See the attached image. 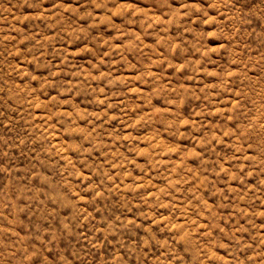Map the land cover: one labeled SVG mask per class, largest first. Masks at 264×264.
Here are the masks:
<instances>
[{"label": "rangeland", "instance_id": "rangeland-1", "mask_svg": "<svg viewBox=\"0 0 264 264\" xmlns=\"http://www.w3.org/2000/svg\"><path fill=\"white\" fill-rule=\"evenodd\" d=\"M59 3L70 7L67 11H63L57 7ZM134 3L138 8H146L154 17L163 19L157 20L149 27L151 20L145 21L143 15L115 16L111 20L93 23L89 29L88 40L75 39L72 36L64 39L67 34L61 32V35L57 36L45 50L37 45L40 36L68 26L86 27L92 21V17L84 13L95 9L96 12L103 14L104 9H96L92 0H0V241L8 243L9 246L13 244L17 246L16 256L10 258L9 264L12 260H19L22 264H111V257L118 249L124 252L128 264H158L156 257L166 250L161 247L160 242L165 238L171 239V233L166 230L161 231L160 226H154L151 232L147 231L144 225L150 221L141 216L147 205L126 206L130 202L125 201L124 193H109L100 200H90L88 207L95 217L91 219L82 218L60 188L63 179L61 173L66 166L78 165L79 168L93 170V161L99 164L100 160L105 159L99 151L95 156L83 155V147H87L83 142L88 137L84 131H76V129L94 127L89 123L88 117L81 116L77 124H70L63 117L52 120L48 116L61 105H63L62 110L66 109L69 112L74 105L87 107L93 111L100 107L92 101L87 91L76 95L68 92L58 97V93L63 92L67 87L63 81L70 78L68 71L73 65L91 66L97 61L98 53H103L99 47H96L95 51H80L82 45L111 39L129 28L143 33L145 39L152 42L158 39L159 33L182 42L181 47L173 49H169L167 45H158L163 57L167 59L156 67L170 84L199 87L203 83H217L223 79L224 74L239 70L246 72L247 75L243 78L232 77V84L244 88L253 83V69L256 80L264 82V0H134ZM186 5L188 7H185ZM45 7L50 9L49 16L52 12L63 11V19L60 16L53 20L40 18ZM177 9L187 15L165 23L164 21ZM57 21L60 22L58 26H50L57 25ZM5 37L11 38L5 39ZM121 42L122 39L117 40V43ZM14 49L18 51L14 52ZM42 51H46V54L39 56ZM156 54L160 55V53ZM31 57L39 58L36 60ZM65 58H67L66 63L63 62ZM134 58L140 62L141 67L143 61L147 59L138 55ZM238 61H243L248 67L244 68ZM177 62H183L185 65L183 71L177 70L175 67ZM197 63L210 69L208 73H201L199 79L194 78ZM57 65L64 71L58 77L50 76ZM17 66H22L21 71L26 69L33 75L21 79L18 74H10V67ZM45 78L55 79L57 83L45 86ZM9 80H16L20 84L30 83L31 87L36 89L31 94V98L35 100L34 107L25 103L27 93L14 100L8 99L7 81ZM143 87L147 89L150 85L144 84ZM41 101L44 102L43 105ZM129 101L136 102V97H129ZM152 102L155 106H165L167 96L163 94L155 96ZM206 102L203 94L200 98L189 96L182 101L178 111L185 117L192 118L197 109ZM33 115L36 116L35 120H31ZM245 115L238 114V121L242 122ZM171 116V113L162 112L144 128L136 130L137 135H146L152 129H158L167 138L170 146L181 142L190 144L189 137H180L174 134L173 129L168 128ZM58 122L59 127L53 129L58 146L49 149L48 145L52 141L42 139L41 130L34 129L32 125L35 123L47 126ZM109 127L123 128L124 125L113 119ZM60 141L64 143L61 144ZM122 143L125 145L124 151L129 156L135 157L136 153L129 151L130 142L125 140ZM165 151L174 152L176 149L170 147ZM60 152L69 154L72 159L61 158L57 155ZM97 157L99 159H96ZM84 160L88 161L87 165L84 164ZM139 163L154 167L146 154L141 156ZM180 163L182 162L177 161V164ZM192 163L199 166V160H193ZM132 167L138 178L145 177V172L140 166ZM113 170H116L115 167ZM77 174L79 175V170ZM156 175V182H165L162 179V169H157ZM261 176H264V173L246 178L243 183L234 180L232 186L238 187L241 192L233 195H243L250 185L259 186L262 182ZM96 180L102 182L103 176L98 174ZM255 194L256 190L253 189L250 195ZM129 195L139 198L142 192L129 193ZM205 195H209L213 201H206L208 209H213L214 202L218 203L221 199L207 192ZM164 203L168 202L164 201ZM246 206L256 208L260 206V202L256 201ZM161 211L167 212L168 209ZM223 211L228 213L232 209L227 208ZM213 215H223V213L217 214L214 211ZM200 217L204 219L196 215L185 216L184 224L191 222L197 225L194 228H186V236L190 232L194 233L206 228L212 219L204 211L200 212ZM130 218L135 219L133 222H128ZM247 219H242L240 224L246 223ZM223 223L219 219L212 220L213 227L217 224L224 227ZM257 223H264V218L258 219ZM226 226L232 227V225ZM172 227H177V224L173 223ZM248 228L251 231L238 235L253 240L254 244L257 243L258 241L252 236L256 231L255 226L248 224ZM217 234L227 239L226 234L220 233L219 229ZM145 238L150 241L147 246H145ZM228 243L235 247L237 252L234 253L231 248L223 246L216 249L227 258L224 264H230L237 255L245 257L250 252L258 250L251 247L240 249L232 240H228ZM129 246L135 247L137 251H131ZM190 246L187 240L181 241L178 245L181 251ZM0 250L4 249L0 247ZM25 250L31 253L26 261ZM184 255L191 259V253L184 251ZM210 264H220V262L214 259Z\"/></svg>", "mask_w": 264, "mask_h": 264}, {"label": "clouds", "instance_id": "clouds-1", "mask_svg": "<svg viewBox=\"0 0 264 264\" xmlns=\"http://www.w3.org/2000/svg\"><path fill=\"white\" fill-rule=\"evenodd\" d=\"M96 9H104L100 14L91 9L84 15L92 17V21L84 27L68 26L50 34L40 36L37 45L47 50L48 45L53 43L61 32L66 33L63 38L72 36L75 39H89V29L93 23L111 20L115 16L130 14L132 17L143 15L145 21L151 20L149 27L157 20L163 19L154 17L146 8H138L134 0H92ZM58 8L63 11L69 9V5L59 3ZM185 7H188L186 5ZM45 7L41 14L42 19L53 20L60 16L63 19V11L52 12ZM73 11H76L73 9ZM182 15L179 9L167 18L164 22L178 20ZM99 17V18H98ZM50 25L56 27L59 25ZM155 42L145 39L144 34L132 28L121 31L116 37L105 39L95 43L82 45L80 51L93 50L99 47L103 50L98 53L97 61L91 66L75 65L68 71L69 79L63 81L67 87L63 92L58 93L62 97L68 92L76 95L79 92L87 91L92 101L99 105L93 111L87 107L81 108L73 106L71 112L63 109V105L54 109L48 116L52 120L63 117L70 124H77L81 116L89 118V123L94 125L90 129H79L84 131L87 139L83 144V155L95 156L99 151L105 159L99 164L93 161L94 169L66 166L61 173L62 182L60 188L65 194V198L70 204L75 206L82 218H91L92 212L88 207L90 200H100L109 193H124L125 201L130 202L126 206L147 208L141 212V216L150 221L144 225L147 231L151 232L154 226H160L161 231L171 233V239L165 238L161 247L166 250L156 257L158 264H210L214 259L224 264L227 259L216 249L218 247H229L232 252L237 249L228 243V240L235 241L240 249L255 248L245 257L233 259L230 264H264V223H257V220L264 218V176H261L259 186L253 184L243 195H233L241 192V189L234 187L233 181L239 180L241 183L246 178H251L258 173H264V82L256 80L255 69L252 70L253 83L241 88L232 84V77H245L244 71H230L224 74L221 81L217 83H203L199 87L191 85H173L166 81L157 65L164 63L166 57L160 52L158 45H167L169 49L181 47V41L159 33ZM11 37H5L10 39ZM94 39V38H93ZM118 39L123 42L117 43ZM18 49H14V52ZM156 53H160L157 55ZM46 51L39 53L44 56ZM146 57L143 67L134 56ZM39 57H31L38 60ZM64 63L67 62L65 58ZM244 68L248 66L243 61H238ZM178 71H183V62L175 65ZM22 66L10 67V74H18L21 79L24 76L33 75L26 69L21 71ZM64 71L59 65L49 74L58 77ZM196 77L199 79L201 73H208V67H202L201 63L195 65ZM9 84L8 99H17L27 93L25 103L35 106V100L31 98L32 88L30 83L20 84L16 80L7 81ZM55 79L45 78L44 84L55 85ZM144 84H149V88H144ZM119 88V91L116 89ZM167 96L165 106H155L152 98L159 95ZM207 101L201 108L197 109L192 118L185 117L178 111L182 101L189 96H196ZM135 96L136 102H130L129 97ZM144 101V103H140ZM44 102L41 101V105ZM138 109L140 111H138ZM162 112L171 113V120L168 128L173 129L174 134L190 138L191 143H177L169 145L167 138L158 129H152L146 135H137L136 130L144 128L149 121L158 118ZM115 113V116H113ZM238 114H246L245 119L238 121ZM33 115L31 120H35ZM116 119L124 125L123 128L109 127L112 120ZM47 120V117H46ZM97 121L99 123L97 124ZM62 122V121H61ZM34 129L39 128L40 137L44 140L52 141L49 149H55L56 134L53 129L59 127L56 124H33ZM101 129L103 131H101ZM128 140L131 147L129 151L136 153L131 157L124 151L123 141ZM139 142L138 144L136 142ZM60 143H64L60 141ZM67 145H65L66 147ZM175 148L176 151H165L167 148ZM231 149V152L227 150ZM149 157V162L154 167L141 164L142 155ZM63 159L71 160V156L64 152L57 153ZM96 159H99L97 157ZM199 160V166L192 163ZM177 161L182 163L177 164ZM88 161L84 160L87 165ZM133 165L140 166L145 177H137L133 170ZM115 167V171L113 170ZM162 169V179L164 183H158L156 170ZM79 170V175L77 174ZM103 176L102 182H97V175ZM151 181V183H149ZM256 190L255 195H250L252 190ZM139 198H134L129 193H141ZM220 197L219 202H214L213 209L206 207V201H212L209 195ZM157 193L159 195H157ZM164 201L168 203L165 204ZM259 201L260 206L253 208L246 205ZM213 202V201H212ZM168 209L167 212L161 211ZM230 208L231 212L225 213L223 209ZM207 212L212 218L207 227L197 232L185 235V230L194 228L197 225L189 222L184 224L185 216L196 215L200 219V212ZM223 215H213V212ZM159 213V215H157ZM235 217V220H233ZM247 222L240 224L242 219ZM135 218H130L128 222H133ZM223 221L224 227L217 224L213 227L212 220ZM177 227L173 228L172 224ZM248 224H253L256 231L252 233L253 240L245 239L244 233L251 231ZM226 225H232L231 228ZM239 225V226H237ZM226 234L227 239H223L217 234ZM11 231V229H6ZM191 245L184 251L191 253V259L186 258L184 251L178 245L185 241ZM174 242V243H173ZM150 241L145 238V246ZM0 264H9V260L16 256L15 244L9 246L8 243L0 241ZM131 251L137 249L129 246ZM24 260L26 261L31 253L25 250ZM170 257V258H169ZM11 264H22L19 260H12ZM111 264H128L124 252L117 250L111 257Z\"/></svg>", "mask_w": 264, "mask_h": 264}]
</instances>
